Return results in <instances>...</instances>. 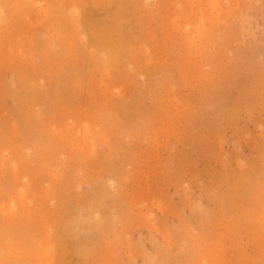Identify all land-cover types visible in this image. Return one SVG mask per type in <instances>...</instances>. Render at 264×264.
Here are the masks:
<instances>
[{"label": "rangeland", "instance_id": "1", "mask_svg": "<svg viewBox=\"0 0 264 264\" xmlns=\"http://www.w3.org/2000/svg\"><path fill=\"white\" fill-rule=\"evenodd\" d=\"M0 260L264 264V0H0Z\"/></svg>", "mask_w": 264, "mask_h": 264}, {"label": "bare ground", "instance_id": "2", "mask_svg": "<svg viewBox=\"0 0 264 264\" xmlns=\"http://www.w3.org/2000/svg\"><path fill=\"white\" fill-rule=\"evenodd\" d=\"M78 21H79V24H83L82 23V18H79L78 19ZM91 28V27H90ZM97 43L99 44H104V46H106L107 48H108V51H109V56L110 57H112L113 56V51H115V45H113L112 43H113V41L112 42H110V39H109V41H108V39L106 40V38L104 39V38H101V36H100V38L97 40ZM17 97H18V95H16ZM23 97V98H22ZM24 98H25V96L24 95H20V97H19V101H25L24 100ZM59 233V232H58ZM58 235V234H57ZM66 245V244H65ZM67 248V247H66ZM0 262H2V263H6L5 261H3V260H0Z\"/></svg>", "mask_w": 264, "mask_h": 264}]
</instances>
